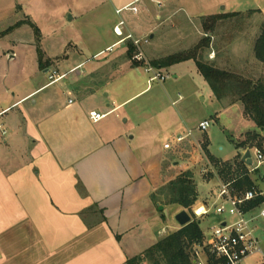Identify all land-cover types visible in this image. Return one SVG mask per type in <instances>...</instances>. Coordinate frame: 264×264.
Here are the masks:
<instances>
[{"label":"crops","instance_id":"obj_1","mask_svg":"<svg viewBox=\"0 0 264 264\" xmlns=\"http://www.w3.org/2000/svg\"><path fill=\"white\" fill-rule=\"evenodd\" d=\"M135 1L114 8L115 14ZM134 6L144 30L151 23V11L159 12L154 20L174 18L170 5L160 10L141 1ZM129 13L126 18L133 16ZM208 15L215 14L203 16ZM119 16L122 18V14ZM124 31L134 32L128 25ZM154 36L153 31L146 35L149 41ZM117 42L93 57L114 46H124ZM49 61L43 69L37 65V71L46 78L52 70L60 73L57 62ZM127 64L126 71L134 69L129 61ZM82 65L59 75L66 78ZM110 66L107 59L97 64L90 76ZM132 74H127L129 80L135 78ZM62 79L54 83L47 79L48 83L32 87L25 81L16 86L0 72V264H127L162 239L166 229L180 228L173 219L178 211L171 214L163 206L167 215L159 212L158 203L150 195L188 168L189 164L178 159L187 151V145L181 143L173 152V147L163 148L166 142L154 147L155 128L145 136L144 143L139 141L137 145L134 126H122L128 119L122 121L117 113L150 88L149 79L132 94L127 93L130 87L125 89L124 81L113 90L108 81H93L90 97L96 100L98 92H107L104 97L112 98V103L96 101L90 109L74 97L63 106L57 105L55 98L38 99L40 92ZM74 92L80 94L66 82L62 94ZM181 101L178 95L171 104ZM91 111L108 114L93 122ZM182 118L178 115L174 121ZM245 151L236 149L240 161ZM258 177L264 178L260 173ZM170 219L172 226L167 225Z\"/></svg>","mask_w":264,"mask_h":264},{"label":"rangeland","instance_id":"obj_2","mask_svg":"<svg viewBox=\"0 0 264 264\" xmlns=\"http://www.w3.org/2000/svg\"><path fill=\"white\" fill-rule=\"evenodd\" d=\"M130 1L0 0L1 74L6 75L16 86L25 81H28L31 87L36 83H48V77L37 71L38 50L43 54L44 63H49V59L57 62L61 74L83 63L78 71L68 74L58 84L40 92L37 97L49 100L55 98L57 105L62 106L68 98L74 97L82 107L90 109L96 101L103 104L112 103V98L108 100L104 97L107 92H98L96 100L90 97L95 86L93 81L99 84L110 82V90L121 86L124 81L123 83L127 84L125 89L130 87L126 89L127 93L132 94L145 86L146 80L152 77L153 73H146L145 68L151 67L154 60L191 49L200 41L203 37L200 17L207 14L239 12L243 14L242 20L233 19L226 22L214 39H211L213 49L205 53L204 57L222 67L255 76L264 75V62L258 61L253 51L264 21V0H168L165 4L170 5L171 12H175L174 18L166 20V17L162 16V19L154 20L153 17L159 12L151 11L148 16L151 23L147 30L141 27L143 21L139 13L126 18L130 13L123 12L122 18L124 21L126 18V25L134 30L131 32L134 38L143 39L148 31H153L155 35L154 39L147 44L142 43L137 48L132 44L135 49L133 59L142 65L136 67L138 69L126 71L129 41H125L124 46H114L109 52L93 57L99 50L118 41L113 34V26L119 22L121 16L115 14L114 8H121ZM252 10H258L259 13L249 15L248 12ZM215 47L218 48L217 51ZM9 56L14 59L10 60ZM107 59L111 66L90 76L92 69ZM129 65L132 67L131 61ZM116 66L120 67L121 71L116 69ZM124 70L126 76L123 79ZM159 70L167 76L165 81L150 82V88L132 99L117 115L122 121L128 119L123 127L134 126L136 144L139 141L144 143L145 136L155 128L153 146L159 148L166 142L173 147L172 152L178 147L174 142L176 134L180 132L184 135L187 129L193 131L192 136L183 142L187 145V151H183L185 153L178 157L189 166L178 175L185 171L192 173L197 185L198 200L185 211L192 218V222H199L202 233L208 235L211 228L217 224L218 217L213 213L196 217L193 211L202 207L208 208L217 192L218 183L225 182L218 173L219 169H229L233 177L242 175L235 160L239 157L235 144L247 143L253 147L250 149L253 164L248 169L249 177L257 188H264V178H258L259 173L264 176V161L258 164L253 153L256 148H264V130H259L247 117L241 104L224 105L217 101L193 61L181 62ZM129 73H134L132 76L135 78L130 77L129 80ZM66 82H69L72 88L79 89L80 94L75 95L74 92L71 95H63ZM178 95L182 101L172 105ZM178 115H182V120L174 121ZM202 119L210 122L205 132L196 129ZM255 133L258 136H254ZM189 144L193 145V149ZM210 157L217 161V165L210 162ZM166 209L172 214L177 208L167 206ZM167 223L173 225L171 219ZM177 227L179 228L178 225ZM173 232L175 231L166 229L164 237ZM257 236L264 256V218L257 222ZM259 261L260 257L254 255L243 264H256Z\"/></svg>","mask_w":264,"mask_h":264},{"label":"trees","instance_id":"obj_3","mask_svg":"<svg viewBox=\"0 0 264 264\" xmlns=\"http://www.w3.org/2000/svg\"><path fill=\"white\" fill-rule=\"evenodd\" d=\"M254 13H259V11L252 10L248 12L249 15ZM242 18L243 14L239 12L200 17L203 31V37L200 41L191 49L154 60L151 67L162 69L181 62L193 61L198 73L203 77L217 101L224 105L241 104L247 117L254 122L259 130H264V75L255 76L237 69L222 67L214 61L206 60L204 57L205 53L213 49L211 48V39H214L218 30L226 22L233 21V19L238 21ZM260 28L261 34L255 41L253 51L255 58L264 62V21ZM129 43L126 57L131 61L133 68L139 67L142 63L133 59L135 49L132 43ZM217 49L215 47L216 51ZM215 50L213 51L215 52ZM42 55L38 50L37 58L40 69L48 66L47 62L42 61ZM206 146L207 142L204 145L205 151ZM235 148L237 150H250L253 147L247 143H237ZM235 160L242 175L233 177L229 169H219L218 173L222 179L227 183H232L238 191L243 192L257 188L249 177V168L240 161L238 156ZM210 162L217 165V161L211 157ZM150 198L154 203L164 207H176L175 211L187 210L198 200L197 185L192 173L190 171L181 173L164 187L154 191ZM261 203H264V197H259L253 204L259 205ZM202 240L203 233L200 224L193 221L160 239L141 255L129 259L127 264H193L192 250L194 247L199 246Z\"/></svg>","mask_w":264,"mask_h":264},{"label":"built area","instance_id":"obj_4","mask_svg":"<svg viewBox=\"0 0 264 264\" xmlns=\"http://www.w3.org/2000/svg\"><path fill=\"white\" fill-rule=\"evenodd\" d=\"M144 0H136L134 3L116 10L117 15L124 11L137 14L134 4ZM155 8L161 9L167 0H146ZM126 23L120 18L119 22L113 27V33L118 38L117 45L124 44L125 41L131 42L134 47H139L142 43L147 44L149 38L136 39L134 36L124 31ZM146 73H153L148 83L153 81H165L166 75L159 69L152 67L145 68ZM48 81L54 83L63 78L57 71L52 70L48 73ZM108 113L91 111L89 118L93 122L104 119ZM210 126L208 120L201 121L196 129L205 132ZM189 129L184 135L174 138L176 145L183 143L192 136ZM165 150H170L172 146L164 144ZM254 158L259 163L264 161V149H254ZM251 156V154H250ZM252 160V159H251ZM253 164V161H252ZM252 167V166H251ZM249 168V167H248ZM256 170V168H253ZM259 197H264V190L252 188L246 191H238L232 183L219 182L217 192L214 194L208 208L202 207L193 211L196 217L206 216L213 213L218 217V222L211 228L208 235L203 234V240L192 250L193 264H243L245 260L252 256H259L260 261L256 264H264L261 242L257 236V222L264 218V203L254 205V201Z\"/></svg>","mask_w":264,"mask_h":264},{"label":"water","instance_id":"obj_5","mask_svg":"<svg viewBox=\"0 0 264 264\" xmlns=\"http://www.w3.org/2000/svg\"><path fill=\"white\" fill-rule=\"evenodd\" d=\"M150 38H152V36ZM241 162L244 163L247 167L252 166V160H251L249 150H246L243 153V155L241 157ZM157 208H158L159 212H162L163 214L167 215V211L164 209V207L162 205L157 204ZM173 219L179 227H184V226H186L192 222V218L190 217V215L185 210H181L178 213H176L174 215Z\"/></svg>","mask_w":264,"mask_h":264}]
</instances>
